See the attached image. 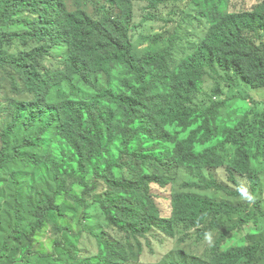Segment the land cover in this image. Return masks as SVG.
<instances>
[{
	"label": "trees",
	"instance_id": "16d2710c",
	"mask_svg": "<svg viewBox=\"0 0 264 264\" xmlns=\"http://www.w3.org/2000/svg\"><path fill=\"white\" fill-rule=\"evenodd\" d=\"M101 1L103 7H95L97 17H92L70 12L64 0H0V69L8 75L13 94L23 98L0 103V172L19 161L36 171L42 168L61 181L57 193L67 180L83 183L81 176L103 182L107 190L100 208L105 221L137 240L140 252V238L154 232L173 238L177 229H195L206 238L222 217L247 209L176 191L169 198V215H164L153 187L173 186L181 168H225L236 190L213 176L182 188L216 189L236 199L245 198L244 189L252 197L257 194L260 173L254 162L259 153L253 154L252 135L264 140V131L249 132L255 110L242 99L235 118L226 122L220 111L227 103L203 108L197 101L207 70L233 74L248 87L264 90V2L251 11L224 13L207 0L205 37L191 55L174 63L167 51L138 52L132 35L142 26L135 24L136 8L146 12L144 24L156 22L155 14L164 8L186 2L199 8V0ZM48 59L57 69L46 68ZM101 78L106 85H99ZM262 147L259 142L257 150ZM229 149L235 152L231 162L225 154ZM155 164L162 174L150 171ZM47 203L35 214L23 259L33 254L35 234L46 223H56L54 200ZM250 222L242 220L222 234L210 264H255L262 245L239 237ZM96 239V260L130 261L122 243Z\"/></svg>",
	"mask_w": 264,
	"mask_h": 264
},
{
	"label": "rangeland",
	"instance_id": "374dc122",
	"mask_svg": "<svg viewBox=\"0 0 264 264\" xmlns=\"http://www.w3.org/2000/svg\"><path fill=\"white\" fill-rule=\"evenodd\" d=\"M64 1L69 10L83 9L93 17H97L95 7L98 9L103 7L101 0ZM213 1V5H218L224 13L251 11L264 2V0H222L223 5H220L218 0ZM199 5L198 8L186 2L177 8H164L155 14L158 19L156 22L144 24L142 19L146 12L142 7L136 8L135 24L142 25L139 32L132 33L136 37L138 52L145 53L150 49L167 51L171 53L174 63L191 55L205 37L209 27L202 14H205V10L210 6L207 5V0H199ZM11 53H16V47L11 49ZM45 66L51 71L57 69L55 62L50 59ZM99 85H106L105 78L100 79ZM218 90L222 93L220 96L216 95ZM239 98L241 99L238 100ZM11 99L23 98L13 94L8 75L0 69V103H6ZM242 99L246 101L245 107H252L256 113L251 118L253 126L249 132L264 131V90L256 91L248 87L233 74H226L220 70L215 72L207 70V76L202 84V94L198 96L197 101L201 107L208 108L214 103H227V107L220 111V116L228 122L235 118L236 105L245 103ZM0 128V131L4 129L1 123ZM38 132L39 130L36 133ZM252 139L253 154L259 153L254 168L260 173L258 192L252 201L246 198L236 199L216 189L182 188L187 183L197 185L201 181L210 180L213 176L221 184L236 190L225 168L213 171L181 168L176 170L173 186L153 187L164 215H169V198L172 192L176 191L193 193L218 201H229L246 208L247 211L222 217L219 228L206 238H201L195 229L189 232L182 228L177 229L173 238L154 232L146 238H140L142 252L139 251L137 240L128 238L105 221L100 208V202L106 198L107 190L103 182L92 181L91 176H81L83 183L67 180L61 193H57L62 185L61 181L54 180L52 174L42 168L36 171L35 167L21 161L8 165L0 172V264H103L96 260L99 249L97 237L122 243L130 256L127 264H169L170 262L210 264L212 249L216 242L226 230L242 220H251V222L239 237L246 238L251 245L256 243L262 245L255 264H264V216L258 214V211L264 213V140L254 133ZM259 142L263 143L262 151L257 150ZM226 151V158L231 162L235 159V152L230 149ZM150 171L162 174L156 164L150 166ZM241 182L244 186L250 187L248 180L242 179ZM48 200H54L53 215L56 223H46L43 229L35 234L32 243L33 254L23 259L22 248L26 246V236L30 234L31 226L36 221L35 214L48 204ZM87 202L88 207H84ZM17 233L20 238H17ZM65 243L68 248L65 247Z\"/></svg>",
	"mask_w": 264,
	"mask_h": 264
},
{
	"label": "clouds",
	"instance_id": "9594fccd",
	"mask_svg": "<svg viewBox=\"0 0 264 264\" xmlns=\"http://www.w3.org/2000/svg\"><path fill=\"white\" fill-rule=\"evenodd\" d=\"M66 6H67V5H66ZM67 9H68V6H67ZM68 10H69V9H68ZM79 10H80V11H84V12H86L88 15H90L87 11H85V10H83V9H76V10H69V11H70V12H75V11H79ZM90 16H91V15H90ZM92 17H93V16H92ZM208 28H209V27H208ZM207 30H208V29H207ZM202 40H203V39H202ZM202 40H201V41H202ZM201 41H200V42H201ZM197 46H198V45H197ZM197 46H196V47H197ZM196 47H195V48H196ZM195 48H194V49H195ZM192 52H193V51H192ZM243 196H244L247 200H249V201L254 200V197H252V196L248 193V191H247L246 189L243 190Z\"/></svg>",
	"mask_w": 264,
	"mask_h": 264
}]
</instances>
